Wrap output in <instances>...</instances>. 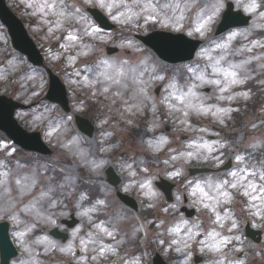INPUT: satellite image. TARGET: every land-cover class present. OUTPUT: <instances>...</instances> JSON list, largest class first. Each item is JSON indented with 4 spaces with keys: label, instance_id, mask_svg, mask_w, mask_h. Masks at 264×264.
<instances>
[{
    "label": "rangeland",
    "instance_id": "1",
    "mask_svg": "<svg viewBox=\"0 0 264 264\" xmlns=\"http://www.w3.org/2000/svg\"><path fill=\"white\" fill-rule=\"evenodd\" d=\"M21 6L20 14L24 19L31 20L30 35L34 38L35 42L43 49V54L47 60L48 66H56L57 61L64 59L65 63L60 70V73H64L61 80L64 82L66 88L70 92L79 93L85 91L93 99H95L101 106L107 107L109 115L101 118L99 123L100 129L94 131V137L92 140L85 139L79 133L72 129V116L71 120L67 118L54 117V113H59L54 106L47 103L44 99L45 87L47 86V80L45 75L41 71L34 69L27 72L26 76H21L18 80L19 83L11 84V79L25 66L26 61L20 55H11L5 47L0 46V94L6 95L14 100H17L23 104H34L33 107L26 111H17L15 118L19 124L27 131H39L42 133V137L46 144L53 150V154L50 156L52 161L60 163L63 158L69 160L68 165H62L63 173L60 185L51 184L46 177L41 173H37L34 167L25 168L17 165L14 169L6 170L4 160L11 157L14 152L19 149L11 144L8 140L0 139V178L2 184H0V221H7L10 224V237L14 240L16 245L22 247L26 252V258H22V255L11 262V264H41V258L49 250V242L54 243L57 248H67L69 244L72 245L71 253H61L56 255V249L48 256L50 264H65V259H74L75 264H99L98 258L94 261L91 259L96 253L93 249L99 248L100 244L105 240H113L115 236L120 235L121 240H132L136 235V227L134 219H127L118 215H108V220L105 222H96L93 219L94 214L99 213V206L92 205L86 206L85 199H81V193L77 198H72L70 195L75 190V182L77 181V168L82 167L87 173L88 181L90 183L97 184L102 189L105 195V199H108L110 203H114L115 189L129 194L132 191H137L138 197L146 199L151 205L155 214L154 221L156 223L157 233L159 236L157 246L160 245L164 256L173 255L175 257L172 264H194L193 258L195 255L200 256L202 261L199 264H214L217 260H223L224 264H230V262H236L239 260L247 263L249 259L259 257L264 254V235L260 244H254L248 240H245L242 236V229H234L231 232L230 220L224 219L222 221L223 227L218 224H213L212 221L215 217L212 213L203 208V204L199 202L200 193L197 191L196 195H192L193 189L197 184L200 185L206 192L215 194L214 187L210 188L209 185H216L225 178L217 179L216 176L200 175L190 177L188 175V169L191 167V163H214L215 167H221L228 159L231 160L230 168L225 171L227 180L233 178L228 174L232 171H238L237 162L235 160L236 155L241 154V150L250 149L255 150L264 142V108H261L257 113L246 117V125L237 131L236 145L232 148L233 154L229 158L223 159L217 154V149L221 146V141L218 138L215 130L218 127H224L225 122L229 120L228 117H224V123L219 121L211 115H195L190 113L185 117L182 112L170 110L168 107L169 100L165 97L169 96L171 89L168 87L169 83L174 82L179 92H187L188 88L192 84H196L194 89L198 96H200L206 105H214L216 107H223L230 109V114L237 107L234 105L237 101L243 98L237 97L234 100H218L217 96L220 95L218 89L214 85L203 84L195 79L196 75L204 72L206 78L214 79L212 75L211 65L216 59H219L220 55H226V59L221 61V67H228L229 63L238 64L243 60H251V63L246 66L245 73L248 77H253L257 73H261L264 67V48L256 46L253 47L254 41H259L264 44V37L258 39H251V34L257 30L264 31V18H261V13H264V9L257 8L254 12L245 10L246 5L250 0H231L234 3L235 8L242 10L245 14L251 16V21L248 27L237 30H231L226 33L219 41L213 39V29L220 19V15L224 10V7L214 18V21L209 25L208 30L204 36H200L199 33L194 31L197 24V15L201 9L207 11L205 6H211L214 0H151L158 10L160 6L165 3L174 4L179 3L181 8L176 10V15H179L183 10L184 19L181 21L183 28L180 31L174 30V27L169 23L148 21L145 22L143 16L138 20L132 22H125L123 17L117 20H113L118 24V29L112 34L101 31L93 35H84L85 30L91 31L94 24L86 17L83 12L78 13L70 10V2L60 4V7L64 9L66 13H70L71 16L68 21L63 22V26L59 29L55 27V16L46 15L45 12H41L39 4L43 0H14ZM89 5L95 2L89 0H83ZM68 2V1H67ZM111 2V0H108ZM119 2V0H117ZM124 2L139 10L138 7L132 4V0H124ZM226 0H223L225 6ZM59 3V0H58ZM258 4V3H257ZM31 5V6H29ZM71 5H77L74 0ZM98 5V4H97ZM187 5V6H186ZM90 6V5H89ZM104 11L109 14L106 8ZM125 7L115 8L112 10V15H118L119 12H126ZM167 14L173 15V12L169 10ZM84 17V19H81ZM163 20V15L160 17ZM47 21V22H46ZM95 27V26H94ZM156 28L158 30L169 31L173 33L182 32L186 36L198 39L203 42L196 53V57L199 62L194 63L192 66L184 64V69L189 73V77L183 86L176 83L173 79L159 80L156 76H162V74L155 73V62L159 61L154 55L147 54L144 51V47H140V43L134 39L133 33L146 34L149 30ZM52 29V31H49ZM192 31L191 36L188 32ZM68 32H72L78 35L81 39L78 42H73L74 47H69L67 50L61 47V44H67L65 37ZM232 33L237 35L229 41V36ZM34 35V36H33ZM118 42V44L116 43ZM0 42L3 45L7 44V39L4 34H0ZM229 43L230 47L225 52L217 48L218 44ZM54 45L57 48L54 49ZM88 45L89 48L85 49L84 46ZM113 46L119 48V52L114 56H107L105 54V47ZM252 48L251 52L247 49ZM129 53L126 54L125 51ZM82 51H88V55H80ZM76 56L75 62L70 63L69 57ZM58 57V58H57ZM253 57H260L261 59H253ZM107 59L114 62L116 65L123 66L127 71L126 78L122 81L125 87L117 88L112 86L109 93L103 94L102 88L104 82L100 78L101 82L96 84L85 83V79L88 81L97 80L95 73L96 66L100 60ZM147 59V65H143L140 62ZM126 62V63H124ZM160 62V61H159ZM193 62V61H192ZM89 63H93L88 65ZM65 68L72 69L70 72ZM135 68L136 71L132 72L131 69ZM88 69H93L89 71ZM79 75H76V73ZM19 75V74H18ZM163 77V76H162ZM249 80V79H248ZM159 87L158 95L155 93V89ZM209 87L212 89V95L207 97L201 89ZM143 88L144 94H140L139 90ZM9 91V92H7ZM116 91L121 94L115 95ZM239 86L232 89V92H241ZM7 92V94H5ZM38 95H33V93ZM230 93H224L225 96ZM173 104H176L178 108H182L177 101L171 100ZM133 105H135L133 107ZM84 104L77 100L71 103L73 111H81L84 109ZM131 108V110H129ZM145 110L149 115L148 128L133 129L129 123L121 125L117 121L118 117L128 122V118L136 115H144ZM229 114V115H230ZM118 116L117 119H111V116ZM194 116L201 119H208L207 124L203 127H192L188 123V118ZM182 121H187L182 123ZM212 125V126H211ZM170 126V131L165 132L164 128ZM51 132V135L49 133ZM152 133L153 137H148L144 133ZM253 132V134L251 133ZM79 134V135H78ZM219 134V133H218ZM189 135L188 141L182 142V136ZM82 138L86 140V144L82 143ZM161 138H165L168 143L156 147V142ZM203 145L210 144L213 146V150L209 152L206 148L196 147L190 148L189 145ZM165 152L163 156H157L159 152ZM197 152L198 155L194 158H188L186 156H180V153ZM17 152V151H16ZM215 153L217 154L215 156ZM15 155V154H14ZM175 156L177 159L173 160ZM150 158V161L149 159ZM171 158V160H169ZM167 161V163H165ZM150 162L152 168L145 171L144 164ZM96 164H100L99 168H95ZM131 165V168L128 166ZM113 167L117 175L122 178L121 186L118 188H111L106 183L105 170L109 167ZM246 174H249V178L253 179L257 185L261 183L258 179L250 176V170L246 169ZM179 171L180 175L176 177H170L169 172ZM135 173L133 175L132 173ZM6 173V175H4ZM148 175L146 176V174ZM258 175L260 172H257ZM31 175L37 179V184L31 191H26L23 195L15 185V179L24 176ZM181 187L176 186L173 191V202H165L161 192L154 186V182L158 178H164L172 183L180 180ZM224 177V176H223ZM151 181V189L141 188V183H147ZM50 190V191H49ZM232 192L233 199L230 203H221L218 205L217 210L220 211L222 217L231 216L229 214L234 211L238 215H241V211L246 210L249 217L253 220L255 227H264V204H261L258 200L253 201L249 197L240 195L239 190L227 189ZM41 192H49V195L45 199H40ZM151 193H155L152 195ZM61 196H57L60 195ZM186 195L190 206H196L198 210L194 217L187 219L183 214L179 212V208L183 204V195ZM84 195V194H83ZM86 197V195H84ZM241 196L246 199V204L237 197ZM179 197V199H177ZM223 198H221L222 200ZM46 203L43 205V203ZM206 203H212V201H204ZM24 207H22V206ZM175 207H172V206ZM95 208L94 211H88L87 215L82 213L89 209ZM168 209V211H164ZM119 210V206H116V212ZM138 211V210H137ZM260 211L262 215L253 216L252 212ZM15 213L16 220H13L6 213ZM74 213L75 217L79 220V224L71 229L67 230L63 226H60L59 221L63 218H67L70 214ZM234 214V213H233ZM116 215V213H115ZM120 218V221H119ZM50 220H54L55 223H51ZM119 221V222H118ZM184 221H188L187 224ZM97 224H102L107 229L113 232V238L103 233H100L96 228ZM239 225V224H238ZM198 226V227H195ZM122 229V233L120 229ZM53 228H58L61 231L67 232L69 238L67 242L55 241L50 235L49 231ZM179 231H170V229H177ZM213 228L221 233V237H232V243L224 248L223 253H217L209 251L206 248L202 251V245L198 241H206L212 243V240L207 236ZM191 229L194 235L192 239H188V230ZM264 230V228H262ZM78 230V231H77ZM24 232V236H19L18 233ZM76 232V236L73 233ZM144 233V229H143ZM91 236V240H90ZM238 236L239 239H234ZM45 238H47L45 240ZM153 239V237H152ZM84 240L87 244V255L82 257H75V252L81 245L80 241ZM95 242H92V241ZM177 241L173 244L172 241ZM43 241V242H41ZM163 241V242H161ZM184 241H187L189 247L185 248ZM106 249L111 246L104 245ZM179 247L182 251H176ZM92 248V249H91ZM115 249V247H111ZM46 249H48L46 251ZM242 250V251H241ZM112 254L113 252H109ZM49 254V253H48ZM107 254L104 256V259ZM138 257L125 258L120 261V264H136Z\"/></svg>",
    "mask_w": 264,
    "mask_h": 264
},
{
    "label": "snow or ice",
    "instance_id": "2",
    "mask_svg": "<svg viewBox=\"0 0 264 264\" xmlns=\"http://www.w3.org/2000/svg\"><path fill=\"white\" fill-rule=\"evenodd\" d=\"M63 0H43L41 4H39V9L41 12H45L46 15H52L55 16L57 19L55 20V27L57 29L61 28L63 26L64 21H68L71 14L66 13L63 8L60 7V4H62ZM95 3L98 4L100 8H106L109 11V14H112V10L115 8L125 7L126 12H119L118 15H112L113 20H117L120 17L124 18L125 22H132L133 20H138L141 16H143L145 22L148 21H154V22H162L167 24H171L174 27V30L180 31L183 28V25L181 21L184 19V13L183 10L180 11L179 15H176V10L180 9L181 6L179 3L169 4L165 3L164 5L160 6V9L158 10L157 6L151 2V0H132V4L139 8V10H134L133 7L128 6L124 0H111V2H108V0H94ZM31 6V5H29ZM187 6V5H186ZM208 10L205 11L204 9H201L200 12L197 15V24L194 28V31L196 33H199L200 36H204L205 32L208 30L209 25L214 21V18L216 15L220 12V10L224 7L223 0H214V3L211 4V6H205ZM259 5L257 4V0H250V2L246 5L245 10L249 12H254ZM171 10L173 12V15L169 16L167 14V11L165 10ZM76 13H79V9H75ZM161 15H163V20L160 19ZM261 18H264V13H261ZM81 19H84V17H81ZM47 22V21H46ZM49 31H52V29H49ZM100 30L96 27H92L91 31L85 30L84 35H93L95 33H98ZM193 34L192 31L188 32V35L191 36ZM237 34L232 33L229 36V41H231ZM65 39L70 42L67 44H61V47L64 49H68L69 47H74L75 44L73 42L80 41V37L72 32H68ZM262 47L264 48V44H261L259 41L253 42V47ZM230 47L229 43H223L218 44L217 48L224 50L225 52ZM85 49H88L89 46L85 45ZM248 52L252 51V48L247 49ZM80 55H88V51H82L79 53ZM58 58V57H57ZM69 62L73 63L76 61V56H70ZM226 59V55H220L219 59H216L215 62L211 65L212 68V75L216 78L214 79H208L206 78V75L204 72H201L199 75L195 76V79L200 81L201 85L208 84V85H214L220 95L216 97L218 100H234L237 97H241L243 99H249L250 93L246 91L241 92H232V89L244 85L250 77H248L245 73L246 66L251 63V60H243L242 62L238 64H231L229 63L228 67H221V61H224ZM253 59H261L260 57H253ZM126 63V62H124ZM143 65H147L148 61L147 59L142 60L140 62ZM89 71H93V69H88ZM132 72H135L136 69H131ZM97 80L94 81H88L87 78L85 79V83L89 84H96L100 83L102 78L104 82V86L102 88V93L107 94L111 91L112 86H117V88L125 87V85L122 83V81L127 76V71L123 66L116 65L114 62H111L107 59H102L99 61V63L96 66L95 70ZM76 75H79L77 72ZM156 79L163 80L164 77L162 76H156ZM168 87L171 89V92H169V96L165 97L166 100H169L168 107L170 110L180 111L183 113L185 117L189 116L190 113L195 115H211L215 117L219 123H224V117H228L230 114V109L223 108V107H216L214 105H206L203 101V99L197 95L196 91L194 90L197 85L192 84L187 92H179L177 90V86L174 82L169 83ZM145 90L141 88L139 90V93L142 95L144 94ZM224 93H230L229 95L225 96ZM121 93L119 91H116L115 95L119 96ZM33 95H38V93H33ZM171 100L177 101L180 105H182V108H178L176 104L171 103ZM135 105H133L134 107ZM83 111L84 109H79ZM131 110V108H129ZM69 120H71V117H68ZM187 121H182V123H186ZM51 135V132L49 133ZM168 141L165 138H161L159 141L156 142V147L159 148L161 145L167 144ZM223 145H221L222 147ZM190 148L196 147L199 148H206L209 152L213 150V146L210 144H203V145H189ZM198 155L197 152H187V153H180V156H186L188 158H194ZM173 160L177 159V157L173 156ZM235 160L237 162V166H239L243 162V157L240 155L235 156ZM167 163V161L165 162ZM101 165L96 164L94 167L99 168ZM131 168V165L128 166ZM147 171V169H145ZM135 175V173H132ZM6 175V173L4 174ZM168 175L170 177H176L180 175L179 171L169 172ZM233 179L232 180H223L220 183L216 185H209L210 188L214 187L215 194H210L209 192H206L203 188L200 187L199 184L196 185V187L192 191V195H196L197 191L200 193V200L199 202L203 204V208L209 210L212 215L215 217V219L212 221L213 224H218L220 227H223L222 221L226 218L230 220V228L228 231H232L234 229H238L239 225L235 218L232 216L222 217L220 211L217 210V207L219 204L224 203L228 204L232 201L233 195L232 192L228 191L227 189H233V190H239L240 195L244 197H249L251 200L256 201L258 200L261 204H264V171H261L259 174V181L261 183L257 185V183L254 182L253 179L249 178V174H246L245 169H240L238 167V171H232L228 174ZM256 173L252 172L250 173L251 177H256ZM37 179L35 176L31 175H24L17 179H15V185L19 189L20 193L23 195L26 191H31L32 188H34L37 184ZM0 184H2V181H0ZM141 188H148L151 189V181H148L147 183H141L139 185ZM50 191V190H49ZM152 195H155V193H151ZM49 195V192H41L40 193V199H45ZM86 197L82 194L81 199H85ZM221 198H223L221 200ZM179 199V197H177ZM204 201H212V203H206ZM98 205H103L105 202L103 200H98L96 202ZM151 206V205H150ZM172 207H175L174 205ZM95 208L89 209L86 212L82 213L83 215H87L88 211H94ZM164 211H168V209H164ZM8 214L13 220H16L15 213H6ZM251 215L253 216H259L262 215L260 211L252 212ZM51 223H55L54 220H50ZM185 224L188 223V221H184ZM198 227V226H195ZM96 228L100 233H103L104 235H107L109 237L113 236V232L109 231L107 227L103 226L102 224H97ZM78 231V230H77ZM170 231H179V228L177 229H170ZM19 236H24V232L18 233ZM194 235H198V233H193L191 229L188 230V239H192ZM73 236H76V232L73 233ZM207 236L212 240V243H207L206 241H198L202 245L201 250L203 251L205 248L209 251L217 252V253H223L224 248H226L229 244L232 243L233 238L232 237H221V233L216 231L215 228H213L210 232L207 233ZM47 238H45L46 240ZM234 239H239L238 236L234 237ZM91 240V236H90ZM43 242V241H41ZM92 242H95L94 240ZM163 242V241H161ZM80 243L84 246V248H87V244H85L84 240H81ZM173 244H176L177 241L173 240ZM185 248L189 247L187 241H184ZM50 248H57V246L54 243L49 242ZM48 249H46L47 251ZM58 251L61 253H71L72 252V245L69 244L67 248L59 247L57 248ZM93 251L96 253V255H93L91 257L92 260H96L98 257H104L109 252H115V249L108 248L106 249L101 245L99 248L93 249ZM176 251H182L181 248L177 247ZM242 251V250H241ZM81 259H84L83 257ZM79 264V262H78ZM214 264H224L223 260H217L214 262ZM230 264H244V261L239 260L236 262H230Z\"/></svg>",
    "mask_w": 264,
    "mask_h": 264
},
{
    "label": "water",
    "instance_id": "3",
    "mask_svg": "<svg viewBox=\"0 0 264 264\" xmlns=\"http://www.w3.org/2000/svg\"><path fill=\"white\" fill-rule=\"evenodd\" d=\"M0 12L3 21L6 23L9 29V33L13 39V43L15 47L27 55L28 59L35 63L40 64L41 59L38 55L34 45L31 43L29 38L26 35V32L24 31L22 25L14 19V17L7 13L6 10L3 7L2 1L0 0ZM96 20L100 23L101 26L105 28H109L106 24V21L101 16H96ZM247 23V19H243L238 14H233L231 12V8L228 7L227 12L224 14L222 22L220 23L217 34L225 31L231 26L236 25H242ZM145 44L150 46L162 59L175 63L179 61H185L192 58V54L196 47L198 46V42H193L187 40L182 35H170V34H153L151 36H147L143 39H141ZM51 89L48 95V98L53 101L59 103L65 110H67V103H66V97L64 88L58 83L57 79L53 76H51ZM19 107L17 104L6 100L3 97H0V129L5 131L9 137L15 142L22 144L23 147L27 149H33L36 151H42L41 146H26L25 143V134L23 131L17 126L15 120H13V111ZM84 122L82 120H79L78 125L79 128L85 132L86 134H91V129H85L83 128ZM109 176L111 174L109 173ZM7 227L6 225H0V248L2 251V257L4 259V264H6V257H8L9 254H7V246H9L8 243V237H7Z\"/></svg>",
    "mask_w": 264,
    "mask_h": 264
}]
</instances>
